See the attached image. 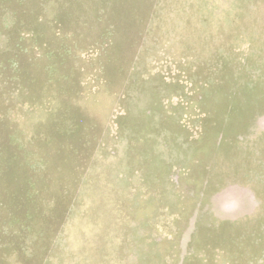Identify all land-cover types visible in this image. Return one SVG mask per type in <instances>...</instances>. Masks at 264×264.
<instances>
[{"label":"rangeland","instance_id":"1","mask_svg":"<svg viewBox=\"0 0 264 264\" xmlns=\"http://www.w3.org/2000/svg\"><path fill=\"white\" fill-rule=\"evenodd\" d=\"M0 264H264V0H0Z\"/></svg>","mask_w":264,"mask_h":264}]
</instances>
